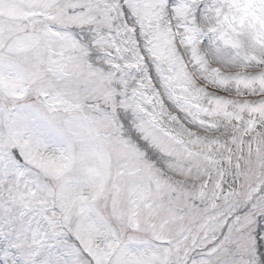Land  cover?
<instances>
[{
    "label": "snow or ice",
    "instance_id": "6c2138e0",
    "mask_svg": "<svg viewBox=\"0 0 264 264\" xmlns=\"http://www.w3.org/2000/svg\"><path fill=\"white\" fill-rule=\"evenodd\" d=\"M0 264H264V0H0Z\"/></svg>",
    "mask_w": 264,
    "mask_h": 264
}]
</instances>
